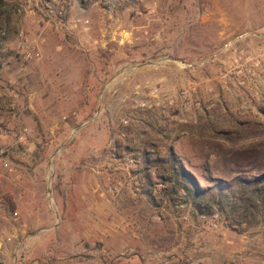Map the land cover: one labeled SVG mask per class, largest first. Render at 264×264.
I'll use <instances>...</instances> for the list:
<instances>
[{
  "label": "rangeland",
  "instance_id": "1",
  "mask_svg": "<svg viewBox=\"0 0 264 264\" xmlns=\"http://www.w3.org/2000/svg\"><path fill=\"white\" fill-rule=\"evenodd\" d=\"M169 150L214 202L264 172V0H0L1 264H264Z\"/></svg>",
  "mask_w": 264,
  "mask_h": 264
},
{
  "label": "trees",
  "instance_id": "2",
  "mask_svg": "<svg viewBox=\"0 0 264 264\" xmlns=\"http://www.w3.org/2000/svg\"><path fill=\"white\" fill-rule=\"evenodd\" d=\"M168 172L172 176L173 187L188 195L199 214H206L211 205L220 204L226 210L229 224L239 227L241 224H251L258 211H264V172L251 178L236 179L232 187L218 182L212 189L217 191L218 198L205 197L202 189L197 185L192 175L186 171L171 150L166 159ZM176 187V188H175Z\"/></svg>",
  "mask_w": 264,
  "mask_h": 264
},
{
  "label": "built area",
  "instance_id": "3",
  "mask_svg": "<svg viewBox=\"0 0 264 264\" xmlns=\"http://www.w3.org/2000/svg\"><path fill=\"white\" fill-rule=\"evenodd\" d=\"M31 52H33L32 49H31V51H29V52L27 53L26 58H30V54H31Z\"/></svg>",
  "mask_w": 264,
  "mask_h": 264
},
{
  "label": "water",
  "instance_id": "4",
  "mask_svg": "<svg viewBox=\"0 0 264 264\" xmlns=\"http://www.w3.org/2000/svg\"><path fill=\"white\" fill-rule=\"evenodd\" d=\"M1 264V263H0Z\"/></svg>",
  "mask_w": 264,
  "mask_h": 264
}]
</instances>
